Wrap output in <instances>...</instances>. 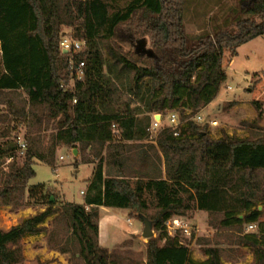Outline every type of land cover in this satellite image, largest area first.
Wrapping results in <instances>:
<instances>
[{"label":"trees","instance_id":"obj_1","mask_svg":"<svg viewBox=\"0 0 264 264\" xmlns=\"http://www.w3.org/2000/svg\"><path fill=\"white\" fill-rule=\"evenodd\" d=\"M187 1L130 0L116 8L110 0H0V94L7 107L6 112L0 109V158L15 156L17 149L10 138V117L26 119L29 127L22 162L15 159L8 170L0 168V207L46 206L7 230L0 228V264H21L22 239L42 232L55 249L71 252L83 264H144L131 250L100 244L101 206L131 209L159 231L147 243L145 264H224L219 247L206 246L208 258L197 261L178 234L169 235L167 221L194 208L220 216L222 228L242 232L245 223L258 224L257 232L241 233L239 239L253 250L256 264H264V220L258 208H264V135L214 139L206 126L192 120L178 136L165 127L158 136L162 156L155 154L164 168L148 147L129 146L138 149L136 167L125 155L126 145L113 143V122L122 139L143 140L153 112L182 113L208 105L227 77L226 51L232 60L240 46L264 34V0H238L221 19L211 16L198 37L185 29ZM64 26L87 40L77 55L86 61V77L74 90L62 87L71 78L69 55L60 50ZM125 26L132 50L108 43ZM124 75L130 76L126 88L119 82ZM20 90L27 99L17 102L12 94ZM135 102L141 105L132 106ZM253 104L261 118L262 102ZM51 120H56L57 132L46 146L41 132ZM57 145L77 148L82 161L96 163L83 204L67 202L46 183L28 184L36 174L35 160L53 164ZM150 161L153 170L141 167ZM146 194L156 201L152 213ZM52 215L49 230L44 223Z\"/></svg>","mask_w":264,"mask_h":264},{"label":"rangeland","instance_id":"obj_2","mask_svg":"<svg viewBox=\"0 0 264 264\" xmlns=\"http://www.w3.org/2000/svg\"><path fill=\"white\" fill-rule=\"evenodd\" d=\"M113 7L119 8L125 6L130 0H110ZM238 0H188L185 7L184 22L186 32L192 37H198L203 30L209 27L210 17L217 16L221 19V15L229 11L231 6H237ZM244 18L248 15H244ZM63 32L74 34V27L64 26ZM131 31L128 26L122 27L117 38L108 41V43H118L125 50H132L131 43L128 40H133ZM104 53L108 57L107 48L104 47ZM223 68L226 71L227 77L221 84L219 91L214 100L209 106H203L195 112H200L204 115V122L196 124L206 126L209 135L212 138H219L223 134L239 138H256L264 135V34L246 42L237 49V54L232 58L229 51H226L223 58ZM3 70L2 51L0 42V72ZM130 77V76H129ZM129 77L124 75L120 79L123 88H126L129 83ZM70 80V79H69ZM144 82H150L149 79H144ZM19 95L13 93L15 101L26 100L27 95L24 91H19ZM2 98L4 94H0V109L6 112V105L3 104ZM253 100L262 102L263 115L258 118V111L253 104ZM135 102L132 106H140ZM207 107V108H205ZM141 114L140 116H143ZM191 120V116L183 117V122L187 123ZM212 120H217L213 125ZM11 134L10 138L17 135H23L28 141V122L26 119L16 116H11L9 122ZM56 120H51L50 123L44 122L41 134L43 135L44 145L49 146L51 135L56 133ZM160 132V131H159ZM159 132L148 131V136L143 140H124L115 139L114 144L126 145L124 149L125 155L130 156V160L134 166L140 165L138 158V149L129 146H144L143 148L152 149L151 155L155 161L164 168L163 163L155 154L162 156L158 146ZM29 146V142H28ZM75 150H77L75 152ZM90 152V148L87 153ZM106 157V150H103ZM64 156V159L61 158ZM24 156L14 158L18 162H22ZM13 160V161H14ZM10 163L0 160V168L9 169ZM7 165V166H6ZM143 169L153 170L154 165L150 161L149 164L141 166ZM34 168L36 174L32 177L28 184L34 185L46 183L51 189L62 193L63 198L68 202L81 203L84 200L82 189L86 188V184L92 174L93 166L84 162L81 159V152L77 148L57 145L55 153V162L49 164L40 160H35ZM132 182L133 179H132ZM146 199L151 207L149 213L154 212L155 198L146 194ZM27 199V197H26ZM45 205H24L14 209L12 206L3 205L0 207V228L7 230L13 225L18 224L23 219L43 211ZM259 210L262 211L260 220H264V208L260 204ZM100 213V210H99ZM136 213L131 209L125 210L119 207H109L107 212H102V245L106 247H119L120 249L131 250L139 255L144 261L147 259V243L149 239L143 236L144 221L139 217H135ZM189 221L193 234L187 236L182 232L172 233L178 234L179 238L189 246L191 253L198 254L200 251L209 245L218 241L223 244L221 249L222 257L225 261L236 255L241 256L245 263L256 264L253 250L240 242L241 233L257 232L258 224L253 229H248V224L245 223L242 227V232L237 228H222L219 226L220 216L210 215L208 212L194 208L183 215ZM55 215L50 216L45 221L44 225L52 230L54 225ZM132 222V224H131ZM154 235L157 238L159 231L153 227ZM61 237L65 238V228H61ZM215 232V236L212 234ZM171 235V236H173ZM216 237L219 239L216 240ZM160 244L164 240L159 241ZM24 261L21 264H83L79 257L72 256L71 252L62 253L55 249L48 241V233L42 232L35 235H26L22 241Z\"/></svg>","mask_w":264,"mask_h":264},{"label":"built area","instance_id":"obj_3","mask_svg":"<svg viewBox=\"0 0 264 264\" xmlns=\"http://www.w3.org/2000/svg\"><path fill=\"white\" fill-rule=\"evenodd\" d=\"M87 48V40L84 37H77L74 34L66 32L62 34L60 40V50L64 54L69 55L68 68L71 73V78L69 83L62 84L65 89L74 90L75 83L77 81H83L86 77V61L84 59H77V55L83 52ZM77 99L73 100L76 103ZM191 116V120L197 123L204 122L205 117L202 113L195 112L192 109H185L182 113L177 109H170L165 112H153L151 114V122L148 127V131L158 133L161 129L165 127H170L173 129L174 135L178 136L180 134V128L184 124L183 117ZM212 124H216L215 121H211ZM112 132L115 139L122 138V132L119 125L116 122L112 123ZM17 145L15 156H25L28 151V141L25 136L17 135L14 137ZM15 156H5L0 158L5 162L10 163L14 160ZM64 159V156H61ZM7 166V165H6ZM5 168V166H4ZM84 193V191H82ZM167 230L169 233H176L181 231L187 236H192V227L184 216H173L167 221ZM257 226L256 223H249L248 229H253Z\"/></svg>","mask_w":264,"mask_h":264},{"label":"crops","instance_id":"obj_4","mask_svg":"<svg viewBox=\"0 0 264 264\" xmlns=\"http://www.w3.org/2000/svg\"><path fill=\"white\" fill-rule=\"evenodd\" d=\"M211 103V102H210ZM209 103V104H210ZM209 104L208 105H206V106H209ZM205 108H207V107H205ZM212 121H215L216 123H217V120H212ZM213 125H215V124H213ZM88 163H90L92 166H93V169H92V174H91V176H90V178H89V180H88V182H87V184H86V188L85 189H82L81 190V192L82 191H84V193H83V196L85 195V192H86V190H87V188H88V185H89V183H90V179L92 178V176H93V172H94V169H95V165H96V163L95 162H88ZM66 200V199H65ZM67 201V200H66ZM68 202V201H67ZM72 203V202H71ZM84 203V200L81 202V203H78V204H83ZM77 204V203H76ZM109 207H106V206H101L100 207V219H99V241H100V244L102 245V212L104 211V212H107V209H108ZM125 210H127V212H128V208H124ZM206 212V211H205ZM241 217H242V215H241ZM131 224H132V222H131ZM178 232H181V231H177L176 233H178ZM169 233V232H168ZM169 235H173V234H171V233H169ZM212 236L214 237L215 236V232H213V234H212ZM217 239H219L218 237H216V240ZM214 243H212V244H209V245H207V246H215V247H223V244H220V243H218V241H213ZM103 246V245H102ZM245 246V248H247V247H249V246H246V245H244ZM104 247H106V246H104ZM107 248H113V247H107ZM253 255H254V253H253ZM192 257L195 259V260H197V261H205L207 258H208V255H206L205 253H204V251H200L199 252V255L198 254H192ZM254 259H255V256H254ZM222 260H223V262H224V264H247V263H245V261H244V259L241 257V256H236V255H234V256H232L230 259H229V261H225L224 259H223V257H222Z\"/></svg>","mask_w":264,"mask_h":264},{"label":"water","instance_id":"obj_5","mask_svg":"<svg viewBox=\"0 0 264 264\" xmlns=\"http://www.w3.org/2000/svg\"><path fill=\"white\" fill-rule=\"evenodd\" d=\"M64 34H65V32H63V35ZM76 151L77 150H75V152ZM143 221H144V224H145L144 231H143V236L147 237V238H150V237H152L154 235V230H153V227H152V223L147 218H144Z\"/></svg>","mask_w":264,"mask_h":264}]
</instances>
